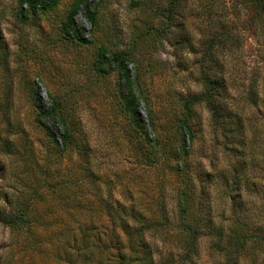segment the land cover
<instances>
[{
    "label": "rangeland",
    "instance_id": "rangeland-1",
    "mask_svg": "<svg viewBox=\"0 0 264 264\" xmlns=\"http://www.w3.org/2000/svg\"><path fill=\"white\" fill-rule=\"evenodd\" d=\"M251 80L242 126H230L244 136L245 168L229 171L239 156L213 111L241 107ZM185 106L195 186L219 214L237 175L248 185L241 218L264 226V10L250 0H0V219L16 218L0 222V264H111L125 222L156 215L160 181L173 217V162L141 166L140 125L151 132L150 115L167 151ZM248 256L262 264L264 245Z\"/></svg>",
    "mask_w": 264,
    "mask_h": 264
},
{
    "label": "trees",
    "instance_id": "trees-1",
    "mask_svg": "<svg viewBox=\"0 0 264 264\" xmlns=\"http://www.w3.org/2000/svg\"><path fill=\"white\" fill-rule=\"evenodd\" d=\"M250 2L255 9L264 10V0H250ZM224 45H226L225 42ZM220 67L222 66L220 65ZM253 83L254 80H251L241 107L239 103L235 107H231L227 101H223L218 109L213 111V114L217 115L225 124L224 131L226 129L228 138H231V145L235 141L236 148L234 149L230 145L228 150L232 153L237 152L239 159L235 161L238 163L237 165L226 161V165L230 167L229 171L237 170V166L245 168L243 149L247 145L243 141L244 136L233 135L230 126H242L246 109L244 101L251 102L255 97ZM218 85L221 89L225 88V78L221 77L220 81L218 80ZM207 97L208 95H205L201 99ZM148 117L151 132L147 131L145 124L141 123L140 125L143 143L148 149L141 166L145 170H149L150 168L157 169L162 165L166 166L170 161L173 162L174 175L168 182V190L171 192H167V194H173L174 203H176L175 215L172 217L163 205L164 191L162 188L164 183L160 181L154 185L160 189L156 215L151 216L153 219L141 217L142 220L139 219L137 223L125 222L123 229L124 235H126L125 246L120 249L116 242L111 241L109 244L110 248L114 249L111 264H156L155 258H160L161 264H255L257 256L249 257L248 250L250 246L264 245V226L261 225L259 218L251 223L246 221V218H241V215L247 214V209L244 207L246 201L242 191H246L248 185L241 186V180L237 175L233 176L230 183L227 182L224 185L228 193L227 203L229 204L219 214H215L212 200L206 196L208 192L200 183L195 186V181L198 178L191 171L190 165H187V160L191 155L189 146L196 135V124L190 108L185 106L178 115L176 127L179 131V139L167 151L164 150V146L155 135L153 119L150 115ZM63 129L65 131V127ZM67 134L64 133L63 143L67 139ZM238 134L240 133L238 132ZM210 177V174L206 175V183H210ZM256 183L254 182L253 185L255 186ZM195 187L198 190L197 195L194 194ZM141 193V200L148 202L147 195ZM5 219H0V222L7 225L16 223L14 217ZM147 235L156 238L149 237V239L157 240L161 251H154L155 243L147 240ZM203 238L210 241L209 252L205 254H201L200 250ZM67 261V264L76 262L75 260Z\"/></svg>",
    "mask_w": 264,
    "mask_h": 264
}]
</instances>
